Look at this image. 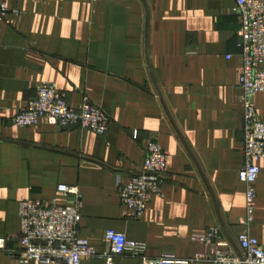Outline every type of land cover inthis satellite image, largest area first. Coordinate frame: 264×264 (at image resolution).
<instances>
[{"label":"crops","instance_id":"1","mask_svg":"<svg viewBox=\"0 0 264 264\" xmlns=\"http://www.w3.org/2000/svg\"><path fill=\"white\" fill-rule=\"evenodd\" d=\"M1 4L9 13L0 20V239L7 240L0 264H20L19 203L67 206L60 185L78 187L83 197L80 237L98 256L82 264H108V230L146 243L150 258L192 259L210 250L196 238L219 227V248L239 256L246 186L239 180L245 154L236 0ZM42 82L76 110L89 100L106 112L108 134L47 122L15 126ZM255 105L264 122V93ZM153 139L169 154L164 197L141 220H128L119 188L141 172ZM258 165L250 235L264 249V160ZM113 264L143 263L124 256Z\"/></svg>","mask_w":264,"mask_h":264},{"label":"built area","instance_id":"2","mask_svg":"<svg viewBox=\"0 0 264 264\" xmlns=\"http://www.w3.org/2000/svg\"><path fill=\"white\" fill-rule=\"evenodd\" d=\"M232 11L241 24L238 33L242 59L239 85L242 89L240 103L243 108L245 164L239 180L246 186V215L240 221L244 230L238 236L241 256L219 248L222 245L219 227L211 228L196 238L210 250L192 259L173 256L150 258L146 243L129 240L125 234L108 230L104 239L110 246V253L103 255L108 264H113L115 257L124 256L139 259L143 264H264V249L259 240L250 235L256 217L257 182L261 174L258 163L264 160V122L259 119L255 105L256 96L264 93V0H236ZM8 13V7L1 4L0 20L6 21ZM40 122L52 123L62 129L80 127L104 137L112 120L89 100L84 102L81 110L72 108L64 92L53 84L42 82L36 98L30 100L14 118V125L33 128ZM168 158L169 154L156 139L149 141L141 172L119 188V198L128 220H141L151 202L164 197ZM58 192L69 200L67 206H59L56 201L47 204L23 200L19 203L20 264H82L84 260L98 256L89 240L80 237L83 197L79 188L60 185ZM6 246L7 240L0 239V251L7 250Z\"/></svg>","mask_w":264,"mask_h":264},{"label":"water","instance_id":"3","mask_svg":"<svg viewBox=\"0 0 264 264\" xmlns=\"http://www.w3.org/2000/svg\"><path fill=\"white\" fill-rule=\"evenodd\" d=\"M177 132H178L179 136L181 137V139L183 140V138H182L181 134L179 133V131H177ZM183 142H184V140H183ZM184 143H185V142H184ZM222 227H223V229L226 231V229H225V227H224L223 224H222ZM239 256H241V254H239Z\"/></svg>","mask_w":264,"mask_h":264}]
</instances>
